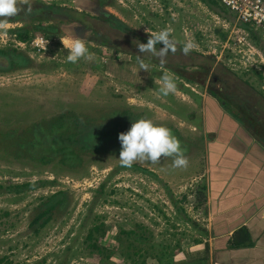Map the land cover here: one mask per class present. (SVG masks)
<instances>
[{"label": "rangeland", "instance_id": "rangeland-1", "mask_svg": "<svg viewBox=\"0 0 264 264\" xmlns=\"http://www.w3.org/2000/svg\"><path fill=\"white\" fill-rule=\"evenodd\" d=\"M217 2L33 0L31 15L21 12L0 30V264H210L205 235L191 226L206 223L205 178L197 174L213 137L195 122L198 101L264 145V30ZM53 5L74 17L82 11L94 30L38 9ZM40 22L49 28L33 30ZM166 28L177 51L162 66L140 54L137 41ZM36 37L47 39L44 49L32 44ZM75 38L93 60L67 62L64 45ZM188 40L198 47L184 55ZM165 72L177 85L167 97L159 92ZM117 107L169 128L188 167L173 168L170 157L122 167L120 143L85 148L70 139L79 128L51 121L65 111L86 120ZM131 228L139 233H123Z\"/></svg>", "mask_w": 264, "mask_h": 264}, {"label": "crops", "instance_id": "crops-1", "mask_svg": "<svg viewBox=\"0 0 264 264\" xmlns=\"http://www.w3.org/2000/svg\"><path fill=\"white\" fill-rule=\"evenodd\" d=\"M198 103L195 122L201 121L203 132L213 137L201 149L204 164L197 174L205 178L200 215L206 223L191 226L205 235L210 264H264V145L238 120Z\"/></svg>", "mask_w": 264, "mask_h": 264}, {"label": "clouds", "instance_id": "clouds-1", "mask_svg": "<svg viewBox=\"0 0 264 264\" xmlns=\"http://www.w3.org/2000/svg\"><path fill=\"white\" fill-rule=\"evenodd\" d=\"M219 1V0H216ZM21 12L26 16L33 13V0H0V30L5 29L13 17ZM157 45L162 47L157 48ZM68 48L67 62L77 63L81 59L91 61L94 56L89 52L82 38H75L64 45ZM137 47L140 54H150L159 60L163 66L167 63L169 52L175 54L177 51V41L172 37L171 29H163L149 35L146 43H139ZM198 45L193 40L184 43L181 51L188 55ZM140 70L149 71V64L141 58L136 57ZM162 86L160 94L167 97L177 91V85L173 77L165 72L162 76ZM121 150L119 161L122 167L131 168L134 163L148 162L153 165L160 164L161 158H173V168L186 169L189 161L185 155V149L181 142L164 126H157L149 119H139L131 124L127 132H122L118 136Z\"/></svg>", "mask_w": 264, "mask_h": 264}, {"label": "trees", "instance_id": "trees-1", "mask_svg": "<svg viewBox=\"0 0 264 264\" xmlns=\"http://www.w3.org/2000/svg\"><path fill=\"white\" fill-rule=\"evenodd\" d=\"M205 1L208 6H213V4H218L216 0H201ZM219 8V7H217ZM38 9L44 11L48 9L49 11L52 12V14H57L61 15L64 17H69L71 20L75 21L76 23H80L83 25L85 29H90L91 31L94 30L93 24L90 25L86 21L82 20V17H84L82 11H74V13L78 12V16L74 17L71 16L69 13V9L66 7H62L59 5H53V6H41ZM48 26V25H46ZM43 22L39 23L38 26H34L33 30H39V31H45L47 28ZM52 29L53 26H50ZM29 31L27 29H21L18 32V36L20 39H26L28 37ZM107 44L108 46H112L109 43H104L103 45ZM4 52L0 51V54ZM3 70H5L3 68ZM106 112L101 111V115H99L98 118H94L93 116L87 117L86 120H81L80 117L74 112V111H65L61 115L55 117L51 121H57V124H60V121L65 122L66 124L70 125L73 127V129L79 128L77 132H74V134L70 135V139L72 143H79L80 141L84 142L82 144L83 147L87 148L89 146L92 147L91 149L97 147H105L106 145L108 146H115L117 147L119 142L118 136L122 132H127L131 124L139 119H143L142 114L139 113H130L127 112V110L123 108H110L108 110L105 109ZM103 113V114H102ZM95 119V120H94ZM84 121V122H81ZM40 129V132H43L42 127L38 126ZM45 135V134H44ZM79 139H84V140H79ZM55 140V137L52 139ZM79 140V141H78ZM87 140V141H86ZM52 144V141H51ZM136 167V166H132ZM137 168V167H136ZM50 208H46L42 210L35 218L34 221L39 220L43 216H45L49 212ZM126 235H131V234H137L139 231L135 229H131L130 231L123 232Z\"/></svg>", "mask_w": 264, "mask_h": 264}, {"label": "built area", "instance_id": "built-area-1", "mask_svg": "<svg viewBox=\"0 0 264 264\" xmlns=\"http://www.w3.org/2000/svg\"><path fill=\"white\" fill-rule=\"evenodd\" d=\"M219 2L240 21L249 22L253 27L264 30L263 0H219ZM32 44L41 50L45 48L47 39L36 37L32 40Z\"/></svg>", "mask_w": 264, "mask_h": 264}]
</instances>
